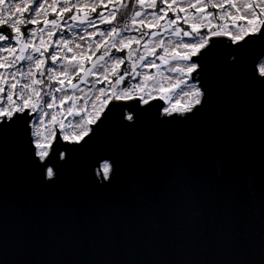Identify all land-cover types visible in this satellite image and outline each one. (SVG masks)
<instances>
[{"label": "snow or ice", "instance_id": "snow-or-ice-1", "mask_svg": "<svg viewBox=\"0 0 264 264\" xmlns=\"http://www.w3.org/2000/svg\"><path fill=\"white\" fill-rule=\"evenodd\" d=\"M109 2L0 0V264L20 244L9 230L14 158L41 186L86 181L109 198L120 193L123 161L148 129L200 127L230 88L259 120V231L213 236L197 225L179 247L212 248L226 259L147 264H264V0H132L138 10L122 23ZM217 148L232 162L219 190L238 189L253 148ZM183 192L178 186L175 195ZM52 242L59 251L61 241Z\"/></svg>", "mask_w": 264, "mask_h": 264}, {"label": "water", "instance_id": "water-1", "mask_svg": "<svg viewBox=\"0 0 264 264\" xmlns=\"http://www.w3.org/2000/svg\"><path fill=\"white\" fill-rule=\"evenodd\" d=\"M258 138V116L250 114L241 92L230 88L221 92L202 126L148 129L134 155L123 161L120 193L109 198L92 192L86 181L71 189L65 183L41 186L23 160L14 158L8 173L13 206L9 230L20 244L13 245L9 264L226 259L212 248L194 252L180 248L179 242L197 225L213 236L233 229L242 235L259 231ZM222 142L231 154H243L245 145L254 152L239 188L225 187L223 193L222 178L232 162L218 152ZM178 186L184 189L179 198ZM53 237L61 241L59 251ZM247 253L242 248L241 254Z\"/></svg>", "mask_w": 264, "mask_h": 264}, {"label": "rangeland", "instance_id": "rangeland-1", "mask_svg": "<svg viewBox=\"0 0 264 264\" xmlns=\"http://www.w3.org/2000/svg\"><path fill=\"white\" fill-rule=\"evenodd\" d=\"M117 0H110L109 4L107 5L108 7H110V9L108 10H111L112 9V5L113 4H116V6L119 8V11H118V14H117V23H122L124 21H126L128 19V16L129 14L133 11V10H138V9H133L131 8V4L130 2L128 1L127 4L128 6L125 8V7H121L120 4L123 3V2H120L118 1L116 3ZM99 10V9H98ZM211 10V9H209ZM127 14V15H125ZM169 16H171V13H169ZM51 18V17H50ZM30 27V26H28ZM101 27H104V26H101Z\"/></svg>", "mask_w": 264, "mask_h": 264}, {"label": "trees", "instance_id": "trees-1", "mask_svg": "<svg viewBox=\"0 0 264 264\" xmlns=\"http://www.w3.org/2000/svg\"><path fill=\"white\" fill-rule=\"evenodd\" d=\"M118 1L123 2V0H117L116 3H117ZM128 1H129L130 4H131V8L136 9V7L132 4V0H127V2H128ZM112 6H113V5H112ZM112 6H111V7H112ZM107 8L110 9V7H108V6H107ZM98 11H99V10H98ZM125 15H127V14H125Z\"/></svg>", "mask_w": 264, "mask_h": 264}]
</instances>
